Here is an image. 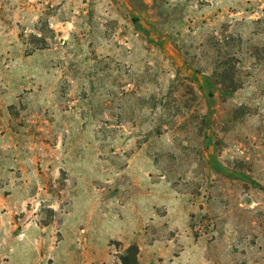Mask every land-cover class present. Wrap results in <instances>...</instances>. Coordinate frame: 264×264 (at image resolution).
I'll list each match as a JSON object with an SVG mask.
<instances>
[{"label":"rangeland","instance_id":"rangeland-1","mask_svg":"<svg viewBox=\"0 0 264 264\" xmlns=\"http://www.w3.org/2000/svg\"><path fill=\"white\" fill-rule=\"evenodd\" d=\"M264 264V0H0V264Z\"/></svg>","mask_w":264,"mask_h":264},{"label":"trees","instance_id":"trees-1","mask_svg":"<svg viewBox=\"0 0 264 264\" xmlns=\"http://www.w3.org/2000/svg\"><path fill=\"white\" fill-rule=\"evenodd\" d=\"M138 250L136 246H129L124 254L119 258V264H138L137 261Z\"/></svg>","mask_w":264,"mask_h":264}]
</instances>
